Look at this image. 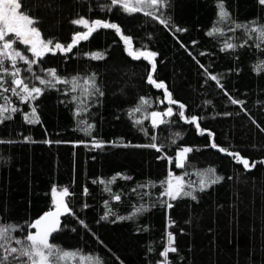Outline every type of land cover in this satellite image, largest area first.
I'll list each match as a JSON object with an SVG mask.
<instances>
[{
    "label": "trees",
    "instance_id": "1",
    "mask_svg": "<svg viewBox=\"0 0 264 264\" xmlns=\"http://www.w3.org/2000/svg\"><path fill=\"white\" fill-rule=\"evenodd\" d=\"M20 2L22 11L38 21L45 41L67 46L84 31L73 23L83 17L118 25L135 50L157 55L153 61L136 59L115 29H96L70 52L46 53L31 71L22 70L19 78L42 89L28 101L11 91L16 87L11 70H0V105L11 117L0 123V224L18 226L11 234L23 239L31 224L54 208L53 187L68 188L71 212L51 243L77 255L60 264H164L160 253L168 247L169 233L177 251L168 254L167 264H264V68H258L264 42L258 33L235 28L264 25V4L166 0L163 7L130 13L111 0ZM220 2L230 17L224 21ZM214 27L223 35L209 36ZM225 40L237 47L222 51ZM149 73L165 87L150 83ZM93 74L103 95L85 94L86 88L95 92L84 84ZM36 76L55 86L40 84ZM168 94L186 111L168 103ZM141 97L148 104L141 105ZM137 106L141 111L130 115ZM13 107L18 111L11 112ZM169 107L173 115L153 126L150 113ZM32 108L39 123L25 120ZM193 116L197 122L189 123ZM89 124L93 127L86 132ZM152 143L162 150L144 147ZM185 147L192 151L177 167V152ZM229 153L256 167L245 169ZM210 168L223 179L201 191ZM170 173L183 178L195 200L161 195L166 187L161 182ZM106 212L111 215L102 219ZM11 244L20 247L14 240ZM81 256L90 259L82 262Z\"/></svg>",
    "mask_w": 264,
    "mask_h": 264
},
{
    "label": "snow or ice",
    "instance_id": "2",
    "mask_svg": "<svg viewBox=\"0 0 264 264\" xmlns=\"http://www.w3.org/2000/svg\"><path fill=\"white\" fill-rule=\"evenodd\" d=\"M261 4H264V0H260ZM112 5H120L123 7V10L126 12H139L142 10L141 7L134 6L131 2V0H111ZM137 5H144L147 4L152 7H163L166 4V0H136ZM219 9V19L221 21L229 19V13L226 11L224 4L222 2L218 3L217 5ZM146 15L152 16V12H147ZM159 19V17H156ZM74 24L77 25H83L87 28V31L85 32H77L75 36L73 37L71 43H69L67 46L61 44L60 42H53L52 40L45 41L41 38V31L36 26L38 24V21L32 17H30L28 14H25L22 11V4L20 0H0V42L2 43V46H0V57H4L6 59H9L11 61L12 67L15 69L13 72L10 73L14 79L12 80V83L16 86L11 88V91L19 96L22 100L28 101L29 99H36L42 91L39 87H29L27 83L24 82L23 79L19 78V73L21 69L19 67H16L17 59L24 61L28 65V71H31V65L38 63L39 59L44 57L46 53H53L55 54L56 51L60 52H70L73 47H75L79 41L81 40H87L89 36L97 29V28H112L115 29L118 33L121 31L119 26L114 23H109L106 21L101 20H95L92 21L91 24L89 21L83 17L76 19L73 21ZM160 23L167 24L168 21L166 20H160ZM253 24H256V22H252ZM235 28H243L246 29L248 32H254L258 33V39H260L262 42H264V25L256 24L255 27L249 28L248 25H235ZM235 28L229 29L230 31H235ZM177 31H183L182 29H177ZM11 34H14L15 39L11 38ZM223 35L221 29L214 27L212 30L209 31L208 35ZM126 44H131V37L124 36L123 37ZM22 43L27 47V51L31 52L33 54L34 59H30L26 55H24L22 52L17 51L13 48V45L16 42ZM248 41L245 40L244 44H247ZM54 45V46H53ZM244 45H240V47H243ZM257 47H260V44L256 45ZM237 47L236 44L230 43L228 40H225L224 47L221 49L222 51H227L230 49H235ZM138 53V54H137ZM137 53L129 52L130 55H133L134 58L140 59L143 57L144 59L152 60L157 54L155 52H144L137 50ZM93 58H100L99 54L92 53L91 54ZM4 59H0V70H2L5 73H8V69L3 67ZM155 63H152V71H155ZM258 68H264V62H261V64L258 66ZM49 74L55 81H60V78L56 74L55 69H49ZM36 79L39 80L40 84H43L45 86H52L54 87L55 84L53 83V80H45L42 79L40 76H36ZM211 79L216 80V76H211ZM0 80H3V77L0 76ZM72 81L74 83H78V78L73 77ZM148 81L150 83L155 84L157 88H163L165 87L163 82L157 83L154 79L151 73L148 75ZM67 83V81H62ZM219 83V81H217ZM84 84L88 85L91 89H94V93H89V89L86 88L85 94H99L103 95V92L100 91V89L96 85V81L94 78V74L91 77L84 78ZM3 85L0 84V87ZM19 89V91H18ZM5 91H8V89H4ZM75 90V88H73ZM168 97L170 99V94H168ZM73 99H76V97H73ZM233 103H240L239 101L233 100ZM172 103H176L175 101H172ZM140 104L146 105L148 104V101L146 98L141 97L140 98ZM180 108L183 109L184 105H180ZM9 109L5 105H0V123H2L4 120L11 119L10 116H5L4 113L8 112ZM11 112H17L18 109L13 107L10 110ZM141 107L137 106L136 108L132 109L129 113L130 115L140 112ZM79 115V110L77 112ZM172 116L173 115V109L169 107L165 113L160 112H151L150 116L152 119L153 126H157L159 124L166 123V121L162 118L163 116ZM180 117H184V112H179ZM147 118V117H146ZM197 117L193 116L188 121L189 123L197 122ZM25 120L29 123H39V118L36 115V109L32 108L31 113L25 114ZM83 123V121H81ZM136 124H142L143 122L141 120H136ZM197 123V127H198ZM93 126L88 125L87 128L84 130L87 132L89 131ZM30 138L25 137V140H28ZM153 140L156 138L153 136ZM95 147H102L103 145L101 143H95ZM144 147H151L155 148L157 151H161L163 146L157 145L156 143H152L150 145H145ZM212 147H217L213 143ZM191 148H183L177 152V160H176V166L177 167H183L184 161L187 158V153L191 152ZM220 151H225V149L221 148ZM230 155H234L238 163H242L245 169H249L250 167L254 168L256 167L255 163L249 164V161L246 158H243L239 155V153H229ZM264 163V161H262ZM208 174H211L207 180L201 179L200 181V190L203 191L205 187H207L210 183L214 184L219 182L222 177L214 176L215 169H208L206 170ZM119 175V174H117ZM214 176V178H212ZM162 184H166L165 190L161 195H165L169 197L172 200H175L180 197H191L193 200L196 199L195 195L192 191H186L185 190V182L183 181V178L180 176H175L173 178L172 174H169V179L167 181H162ZM52 192L54 196L57 194V189L53 187ZM70 195L68 188H63L59 191L60 197H66ZM116 200L120 199L119 195H116L114 197ZM54 203L56 205L55 211H49L45 213L43 216H41L39 219H37L35 222L31 224V227L35 229V232H28L26 236H24L23 239H18L15 236H13L11 233L17 230L18 226L13 225H5L0 224V264H12L13 261H19L20 264H60L61 261H67L68 258H75L77 253L75 252H69L64 251L62 249H59L58 246L50 243L49 238L52 236L54 232H56L59 228V215L61 213V210L64 211H70L67 204L63 199H55ZM166 204L167 207H172L171 204H167V202H163ZM141 211V209H137V212ZM111 215L110 212H106L105 216L102 217V219H107L108 216ZM118 219H124V217H118ZM15 241L16 245H19L20 247L12 246L11 242ZM174 243V237L171 233L168 234V247H166L160 255L165 258L164 264H167V257L170 252H176L177 249L173 247ZM11 257V260L9 259ZM82 262H85L89 260L90 258L81 256L80 257Z\"/></svg>",
    "mask_w": 264,
    "mask_h": 264
},
{
    "label": "rangeland",
    "instance_id": "3",
    "mask_svg": "<svg viewBox=\"0 0 264 264\" xmlns=\"http://www.w3.org/2000/svg\"><path fill=\"white\" fill-rule=\"evenodd\" d=\"M131 2H132V4L134 5V6H138V7H141L142 8V10H149V9H151L152 8V6H149V5H147V4H144V5H137L136 4V0H131ZM95 21V20H94ZM102 21V20H101ZM91 22L92 21H89V23L91 24ZM83 26V25H82ZM84 31L83 32H85V31H87V28L84 26ZM97 29H99V28H97ZM121 30V29H120ZM119 35H120V37L122 38V41H123V43H124V45H125V48H126V51L129 53L130 51L131 52H133V53H137V50H135L134 48H133V45H132V42H131V44L130 45H128V44H126L125 43V41H124V39H123V37L125 36L123 33H122V31H120L119 33H118ZM11 38L12 39H15V37H14V34H11ZM42 38V37H41ZM2 43L3 42H0V46H2ZM54 46V45H53ZM27 47L28 46H25V45H23L22 43H19L18 41L13 45V48L15 49V50H17V51H20V52H22L24 55H26L27 57H29L30 59H34V57H33V54L31 53V52H28L26 49H27ZM56 52H60V51H56ZM144 52H149V51H144ZM138 54V53H137ZM133 56V55H132ZM155 58V57H154ZM154 58H152V61L154 60ZM0 59H4V64H3V67H6V68H8V69H10L11 70V72H13L15 69L12 67V64H11V61L9 60V59H6V58H4V57H0ZM6 63H7V66H6ZM34 64H32L31 65V67L33 66ZM16 67H19L20 69H21V71H20V73L19 74H21V72H22V70L23 69H27L28 68V65L24 62V61H22V60H19V59H17V63H16ZM166 111H164V112H160V113H165ZM168 116L167 115H165V116H163L162 118L163 119H165V118H167ZM173 176V175H172ZM175 176H173V178H174ZM55 199H63L64 201H65V203H66V197H60L59 196V191L57 190V194L54 196V194H53V200H55ZM54 208H56V205H55V203H54Z\"/></svg>",
    "mask_w": 264,
    "mask_h": 264
},
{
    "label": "water",
    "instance_id": "4",
    "mask_svg": "<svg viewBox=\"0 0 264 264\" xmlns=\"http://www.w3.org/2000/svg\"><path fill=\"white\" fill-rule=\"evenodd\" d=\"M167 102L168 103H170L172 106H180L181 105V103H178V102H176V103H172V100L171 99H169L168 98V100H167ZM183 111H186V108H185V106H184V108H183ZM198 120V119H197ZM69 208V207H68ZM56 210V208H53L52 210H50V211H55ZM49 212V211H48ZM70 212L71 211H64V210H61V213H60V215H59V228H58V230L56 231V232H54L53 234H52V236L49 238V240H50V243H51V239H52V237L59 231V229H60V227H61V225H62V222H63V219H64V217L65 216H67V215H69L70 214ZM47 213V212H46ZM44 215V214H43ZM42 215V216H43ZM39 219V218H38ZM37 220V219H36ZM35 220V221H36ZM34 221V222H35ZM31 232H35V229L34 228H32L31 227ZM174 237V236H173Z\"/></svg>",
    "mask_w": 264,
    "mask_h": 264
}]
</instances>
